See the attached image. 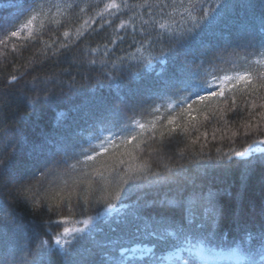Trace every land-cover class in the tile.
Returning a JSON list of instances; mask_svg holds the SVG:
<instances>
[{"label":"snow or ice","instance_id":"6c2138e0","mask_svg":"<svg viewBox=\"0 0 264 264\" xmlns=\"http://www.w3.org/2000/svg\"><path fill=\"white\" fill-rule=\"evenodd\" d=\"M51 7L56 8V14L49 16L40 0H0V13L8 12L7 15L0 14V46L4 50L0 52V57L4 58L0 63L6 61L9 43L13 53H18L16 40L39 39L41 45L29 58L18 53L19 68L14 62L16 70L0 81V86L7 89L0 91V104L10 98V94L17 90L15 86L23 81L27 91L17 98L35 111L48 99V95L44 94L48 89L43 85L56 82L54 75L42 80L35 74L44 61L56 63L60 57L67 60L72 54V46L79 48L76 42L83 43L85 33L89 36L103 33V42L95 48L86 47L80 53L81 57L94 66L98 54L101 69L111 63L115 71L121 72L126 66L150 67L154 61L171 63L173 73L157 86L166 93L171 89L187 92L186 96L176 100L174 106L169 105L177 110V115L187 119L178 124L176 115L169 113L167 117H162L161 106L157 105L151 108L153 120L142 122L132 118L129 124L120 120L118 112L106 109L110 116L97 117L99 133L89 137L87 147L81 144L79 153L66 155L59 161L44 159L43 163L45 140H29L20 126L31 113L20 117L16 128L11 131L5 129L0 121V142L5 143L3 153H0V193L7 192L17 200L30 203L48 229L45 235L49 238L39 239L35 252L30 253L33 264H57L54 259L57 256L59 264H202L207 254H214L207 245L216 238L225 218L226 210L220 202L219 193L214 192L211 186L201 184L187 196L182 186H177L173 195H169L172 189L161 194V187L178 183L176 177L184 176L183 170L165 163L164 172L154 171L149 161L152 152H162L173 143H178L176 137L183 135L190 139L192 131H199L204 124L193 115L196 111L193 105L207 106L212 102L224 105L212 113L217 123L223 122L221 128L213 130V139L217 131L222 138L230 132L233 144L241 135H256L240 148L230 146L226 152L217 148V156L204 169V179H214L209 176L210 171H220L227 177L234 169H239L242 190L250 173L257 166L264 167V95H260L264 91V71L256 76L247 71L229 73L217 63L223 60V56L207 60L209 67H205L206 61L195 55L197 51L205 54L209 46L206 38L230 9L254 6L237 5L232 0H215L214 4L208 0H107L102 10L84 19L74 32L64 19L57 17L68 16L66 9L76 6L69 3ZM12 9L15 11L11 12ZM48 26H51L48 28L49 39L43 40V30ZM61 26L64 27L62 39L56 32ZM260 27L264 31V14L260 17ZM124 44L134 51L117 57V65L111 56L115 55L117 48L125 51ZM157 46L160 56L153 55ZM245 47L254 45L249 42ZM180 55L184 57L183 61L179 59ZM259 56L261 59L257 62L264 64V35L261 36ZM197 59L199 63H196ZM133 61L135 65L131 63ZM102 75L109 80L113 78L109 72H102ZM29 84L30 89L27 87ZM206 88L213 90L202 94ZM193 95L196 99H190ZM238 95L244 98L239 105ZM245 109L248 110V118L236 126L237 118ZM228 113L234 116L226 119ZM204 119L208 120L209 116ZM113 127L121 128L119 144ZM124 130H128L129 134L123 135ZM105 132L110 135H103ZM204 136L206 139L207 133ZM199 139L197 136L192 144ZM118 148L124 151L116 152ZM187 148L185 145V150ZM105 154L109 155V161L94 169V175L86 174L87 180H74L70 184L64 179L62 187L57 183L62 178L57 169L63 167V175L68 176L71 171L77 170L78 165L87 166L89 161L96 162L97 157ZM183 155L184 151L181 152ZM80 156L84 157L83 161ZM73 159L76 162L69 164L68 161ZM184 179L188 178L184 176ZM191 183L195 185V181ZM146 190H153L154 195ZM102 201L106 213L115 212L119 217L107 225L109 233L114 235L106 234L104 243H97L101 249H111V254H99L98 259L85 258L82 249H87L89 242L95 241L98 231L92 227L96 217L90 215L89 210L94 203L99 205ZM197 206L200 211L196 210ZM53 215L61 218L53 220ZM260 215L264 217V208ZM233 219L243 236L236 247L229 250L227 258L236 264H256L254 258L259 256L264 262V223L258 229L241 224L239 210ZM193 238H196V243H192ZM146 240L153 242L152 246L141 247ZM157 249H160L159 254Z\"/></svg>","mask_w":264,"mask_h":264},{"label":"trees","instance_id":"16d2710c","mask_svg":"<svg viewBox=\"0 0 264 264\" xmlns=\"http://www.w3.org/2000/svg\"><path fill=\"white\" fill-rule=\"evenodd\" d=\"M40 2L43 5H49L50 12L44 9V12L48 13L49 16L56 14V8L51 7V5L69 3L75 5L74 9H66V12L69 13L68 16L57 17L64 19L67 26L74 32L84 19L95 16L97 11L102 10L107 0H40ZM208 2L214 4L215 0H208ZM232 3L237 5L251 4L254 7L247 9L236 7L225 14L222 22L206 38L209 46L205 54L201 55L200 51L195 54L199 59L206 61L205 67H209L207 60L214 59L215 56H223V60L217 61V63L220 68L226 71L233 68H243L250 61L261 58L259 52L261 36L264 35V31L260 27V17L264 14V0H232ZM81 8L85 11L81 12ZM10 11L14 12L15 9ZM0 14L7 15L8 12ZM49 27L51 26L45 27L43 30V40L49 39ZM93 27L96 26L93 25ZM63 31V26L56 29L57 35H61ZM21 35L23 36L24 33ZM82 39L83 43L76 42L79 44V48L75 45L72 46V54L67 60L64 57H60L59 62L56 63L46 60L40 66L38 73H35L42 80H47L48 77L54 75L56 81L55 84L49 82L43 85L48 89V92L44 93L48 95V99L35 111H32L17 98L27 91L23 81L15 86L17 90L10 94V98L0 104V121L3 122L4 128L9 131L16 128V122L20 117L29 116L31 113L30 117L22 121L20 126L29 140H45L46 147L41 163L44 162V159L59 161L64 159L66 155L71 156L73 153H79L81 144L87 147L89 137L99 133L100 124L97 123V117L101 115L110 116V113L105 111L106 109L118 112L121 121L131 124L132 118L142 122L153 120L154 114L151 113V108L160 105L162 117H167L171 113L177 116L178 124H183L186 121V117L182 118L177 115V110L174 107L170 108L169 105L174 106L176 100L186 96L187 92L171 89L166 93L157 86L163 78L173 73L174 67L171 63L154 61L150 67L143 65L126 66L122 72L115 71L112 64L109 63L107 68L101 69L98 54L97 64L93 66L89 65L80 53L86 47L95 48L99 43H102L103 33L92 36L85 33V37ZM249 42L254 47H245ZM16 43L18 53H23L24 58H29L41 46L39 39L16 40ZM11 47L12 45L9 43L6 61L0 63V81L5 80L11 72L20 66L18 53H13ZM123 48L125 51L117 48L115 55L111 56V60L116 61L117 65L119 64L117 57L126 56L128 52L134 51V49H129L127 44H124ZM2 51L4 50L0 46V52ZM153 55H161L159 46ZM2 59L4 58L0 57V60ZM179 59L183 61L184 57L180 55ZM199 59L196 63H199ZM14 62L16 68L13 67ZM131 63L136 64L135 61ZM261 71H264V67L256 68L252 74L256 76ZM102 72H109L113 78L107 79L102 75ZM30 79L31 77H29ZM27 87L30 89L31 85L29 84ZM212 90V88H206L202 94H207ZM0 91H7V89L0 86ZM28 94L32 95L31 92ZM260 95H264V91H261ZM190 99H196L195 95ZM243 99L238 95L237 104H241ZM218 107H224V105H217L212 102H209L207 106L199 103L194 104L193 108L196 111L193 115L196 116L197 121L203 122L204 126L200 127L199 131H192L190 139L180 135L176 137L178 143H173L162 152H152L149 162L153 170L158 172L165 171L163 167L165 163L171 164L174 169H182L184 176L188 178L185 180L184 176L176 177L178 183L161 187L159 189L161 194L172 189L169 195H173L176 187L182 186L185 189V196H187L195 186L201 184L206 187L211 186L214 192L219 193L220 202L226 210L225 218L217 230L216 238L207 245L208 248L213 249L214 254H207L202 264H236L227 258V253L231 248L236 247L243 233L237 229L233 218L239 210L241 224H247L258 229L260 224L264 223V217L260 215L261 209L264 208V167L257 166L250 173L242 190L239 169H234L227 177H224L220 171H210L209 176L214 177V179H204V169L217 156V148L225 152L230 146L240 148L245 142H251L256 135L255 133L251 137L241 135L233 144L230 139V132L228 136L222 138L221 133L217 131L216 138L213 139V130L219 129L223 125V122L217 123L212 118V113ZM256 111H260V109H256ZM247 112L248 110L245 109L237 118L236 126L248 118ZM206 115L209 116L208 120L204 119ZM233 116V113H228L225 118L231 119ZM106 126L112 127V125ZM229 127L231 128L232 125L230 124ZM134 130L139 131V129ZM113 131L117 133L116 142L119 144L121 128L113 127ZM204 133H207L206 139ZM122 134L128 135L129 132L124 130ZM103 135H110V133L105 132ZM146 135L150 136L151 133ZM197 136L200 139L193 145L192 140H195ZM157 137H159V132H157ZM91 142L98 143L99 141ZM133 143L136 142L133 141ZM185 145L188 146L187 150H185ZM141 147L146 146L141 145ZM4 148L5 143L0 142V153H3ZM115 151L122 152L124 149L118 148ZM182 151H184L183 156H181ZM80 159L83 161L84 157L80 156ZM109 159L108 154L97 157L96 162L89 161L87 166L78 165L77 170L71 171L68 176L63 175V167H61L57 171L62 175V178L57 183L62 187L64 179H67L70 184L74 180H87L86 174L94 175V169L100 168L101 164L109 161ZM75 162L74 159L68 161L69 164ZM192 181H195V185L191 183ZM53 187L55 188L56 185ZM196 190L199 191L198 188ZM146 191H149L150 195H154L153 190ZM73 203H75V194ZM103 203V201L99 205L94 203L89 210V214L96 217L92 227L97 228L98 231L95 233V241H90L87 249H82L85 258L95 257L98 259L99 254H111V249H101L97 247V243H104L106 234L114 235L109 233L107 225L119 217L115 212L106 213ZM196 210L200 211L198 206ZM77 215H79L78 209ZM52 218L59 220L61 217L53 215ZM47 231L43 219L30 203L17 200L7 192L0 193V264L5 261L7 264H33L30 253L35 252V245L39 239L49 238L45 235ZM50 243L54 244V241H50ZM152 243L146 240L140 246H152ZM192 243H196V238H193ZM157 252L159 254L160 249H157ZM184 255L187 256L188 253H184ZM54 259L59 264V257ZM254 259L256 264H264L259 256Z\"/></svg>","mask_w":264,"mask_h":264},{"label":"rangeland","instance_id":"374dc122","mask_svg":"<svg viewBox=\"0 0 264 264\" xmlns=\"http://www.w3.org/2000/svg\"><path fill=\"white\" fill-rule=\"evenodd\" d=\"M43 8L46 9L47 12H50V7H49L48 4L47 5H43ZM38 11H39V9H38ZM260 59L252 60V61H250V63L245 64V66L243 68H240V69L233 68V69L228 70V72L232 73V72H236V71H239V72L247 71V72L252 73V71L255 70L256 68L264 67V64H261V63L257 62Z\"/></svg>","mask_w":264,"mask_h":264}]
</instances>
